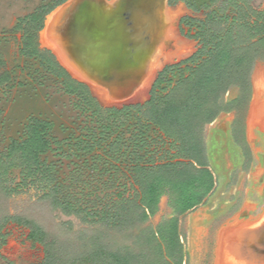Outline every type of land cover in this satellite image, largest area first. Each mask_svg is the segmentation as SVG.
I'll use <instances>...</instances> for the list:
<instances>
[{"label":"trees","instance_id":"obj_1","mask_svg":"<svg viewBox=\"0 0 264 264\" xmlns=\"http://www.w3.org/2000/svg\"><path fill=\"white\" fill-rule=\"evenodd\" d=\"M67 0H51L17 20L13 33L21 34L20 56L38 65L35 70L53 76L60 91L75 98L82 133L65 139L55 135L56 124L40 116L29 117L19 137L11 138L0 152V200L28 189L41 192L40 201L64 216L76 217L83 231L71 223L62 233H50L32 218L4 215L0 218V264L7 243L8 223L30 229L33 242L44 247L40 264H185L186 251L180 235V218L202 206L215 187L204 134L222 114L248 108L251 77L264 60V10H254L247 0H228L237 13L233 19L216 12L199 23L195 36L197 53L177 65L166 67L155 81L144 105L106 109L90 89L73 79L55 56L40 46L46 17ZM197 21L185 18L181 26ZM184 33V29L181 28ZM32 77L33 74L29 73ZM17 86L11 72L0 75V101ZM235 89L239 95L227 101ZM50 156L57 161L50 160ZM84 159L92 167L103 163L104 173L124 172L125 182L116 195L95 196L89 204L78 198L73 185L61 178L62 160ZM89 166V165H88ZM18 173V180L13 178ZM81 196L90 185L82 172H72ZM72 190V191H71ZM88 195V194H87ZM168 197L173 217L156 230L145 228ZM134 232L133 245L113 248L112 234Z\"/></svg>","mask_w":264,"mask_h":264},{"label":"rangeland","instance_id":"obj_2","mask_svg":"<svg viewBox=\"0 0 264 264\" xmlns=\"http://www.w3.org/2000/svg\"><path fill=\"white\" fill-rule=\"evenodd\" d=\"M72 1L74 0H67L55 8L46 17L44 29L40 32L41 48L50 51L62 67L64 66L56 54L51 49L44 47L41 39L49 18L58 9ZM115 1L108 0L109 3ZM247 1L254 10H264V0ZM50 2L51 0H0V75L4 71L11 72L17 83L24 84V86L14 88L0 101V152L8 145L11 138L20 136L24 125L31 116H40L53 121L56 124L55 135L59 139H65L70 134L78 136L84 128L85 118L80 117V113L75 107V98L60 91L53 76L36 73L38 65L20 56L21 34H15L12 31L19 18L31 14L41 5ZM167 5L168 9H182V14L176 22L178 43L176 50L173 45L171 47L173 50L162 59L161 67L157 70L154 81L166 67L180 64L197 53L200 43L189 36H195L200 22L206 21L213 12H216L219 17L227 15L231 19L237 15L230 7L228 0H168ZM185 18L195 20L197 23L181 26V21ZM181 28L184 29V33ZM159 45L160 42L157 46ZM185 48L188 50L185 52L186 54H182L181 52ZM119 63L121 62L118 61L116 64L119 65ZM64 68L73 79L82 82L90 89L92 96L103 108L122 109L127 105H103L94 95L88 83L75 78L66 67ZM261 68L264 69V60L257 63L252 78ZM29 73H32L33 76L31 77ZM154 81L148 87L146 99L141 103L145 104L150 99ZM238 95L239 90L235 89L227 96L226 100H235ZM256 98L255 85L254 88L252 85L248 108L241 113L243 118L240 122L238 136L236 125L239 112L230 113L235 118L230 129L225 128L226 130L222 131L223 129L213 127L214 123L205 129L204 142L209 165L213 171H217L221 180V189L219 193L217 191L212 193L202 206L179 219L181 240L186 251L185 264H217L222 233L237 223H258L264 216V132L258 127L251 128L249 126L250 114ZM50 160L57 161L58 159L50 156ZM73 162L78 167L69 160H62L59 165L62 181H65L68 186L73 185L74 193L88 204L95 200L96 195L99 197H104L106 194L116 195L122 190L120 186L125 182L123 171L118 173L111 169L110 173H104L101 170L104 167L103 163L96 165L97 170H95V166L92 167L90 162L85 165L82 158H74ZM76 168H82L90 185V189L85 191L86 196L79 195L81 190L79 185L72 182V172ZM13 178L18 180L17 172H14ZM41 195L42 193L36 189H28L20 195L1 199L0 218L7 214L14 217L32 218L40 222L50 233L56 234L62 233L65 229L62 226L67 223L72 224L74 231H83L89 228L76 217H67L60 211L52 210L49 204L40 201ZM252 202H260V207L256 209L252 206ZM217 210L226 211L228 215L226 218L229 220L221 221V215L214 217L213 213ZM172 217L173 211L169 206V199L163 197L158 213L144 227L156 230L162 222ZM4 232L7 235V243L2 250L5 264H40L44 260V247L31 240L28 227L17 223H8ZM134 232L136 231L112 234L111 245L113 248L133 245L136 237ZM229 244L226 245L229 246Z\"/></svg>","mask_w":264,"mask_h":264},{"label":"bare ground","instance_id":"obj_3","mask_svg":"<svg viewBox=\"0 0 264 264\" xmlns=\"http://www.w3.org/2000/svg\"><path fill=\"white\" fill-rule=\"evenodd\" d=\"M129 1H72L49 18L42 34V45L75 78L88 83L105 106L144 101L162 59L173 45L177 48L176 22L182 9H168L166 0H153L157 6L150 14L142 15L134 8V14H127ZM254 85L257 98L249 126L264 132L263 68L254 75ZM244 228L248 225L237 223L222 233L217 264H249L240 236ZM252 234L263 241L264 225Z\"/></svg>","mask_w":264,"mask_h":264},{"label":"water","instance_id":"obj_4","mask_svg":"<svg viewBox=\"0 0 264 264\" xmlns=\"http://www.w3.org/2000/svg\"><path fill=\"white\" fill-rule=\"evenodd\" d=\"M74 1H76V0H74ZM167 3H168V0L165 1V5L168 8ZM67 5H65V6H67ZM156 6H157V4L153 0L152 1L151 0H132V1H129L127 3V7H125V8L127 10V14H131V13L135 12V11H133V8H134V9L139 10L142 13V15H146V14H150L155 9ZM141 13H139V14H141ZM253 79L254 78H252V85L254 88ZM126 104H127L126 106H133V105H143L144 103H141V101H139V102H130V103H126ZM244 225H246V224H244ZM247 225H248V228H244L243 230H241L240 236L242 237L243 243L246 246L245 255L248 257V260H249L248 263L249 264H264V239H263V241H261V240L257 239L255 235L252 234L254 232H257L258 229L261 227V225L262 226L264 225V216L262 217V219L258 223L255 222L253 224H247ZM251 235H252V237H251ZM260 245H262L263 247Z\"/></svg>","mask_w":264,"mask_h":264},{"label":"crops","instance_id":"obj_5","mask_svg":"<svg viewBox=\"0 0 264 264\" xmlns=\"http://www.w3.org/2000/svg\"><path fill=\"white\" fill-rule=\"evenodd\" d=\"M251 83H252V77H251ZM235 118L234 117H232V115L231 114H222L215 122H214V125H212L213 127H216L217 129H223L222 131H225L226 129H230V126H231V124L233 123V120H234ZM246 124H247V122H246ZM219 125V126H218ZM223 126V127H222ZM219 127H222V128H219ZM226 128V129H225ZM241 166H243V164H241ZM211 169V168H210ZM212 170V169H211ZM213 171V170H212ZM213 173H214V175H215V187H214V189H213V191L211 192V194H210V196L212 195V193H214V192H216L217 191V193H219L220 192V187H221V180H220V178H219V175L217 174V171H213ZM217 175H218V177H217ZM219 178V179H218ZM219 185V186H218ZM209 196V197H210ZM208 197V198H209ZM207 198V199H208ZM205 203V202H204ZM252 204V206L253 207H255L256 209H258L259 207H260V202H252L251 203ZM214 214V217H216V216H222V217H220L221 218V221L222 220H226L227 218V214H226V211H219V210H217V211H215V213H213ZM227 220H229V219H227ZM221 234V233H220Z\"/></svg>","mask_w":264,"mask_h":264},{"label":"flooded vegetation","instance_id":"obj_6","mask_svg":"<svg viewBox=\"0 0 264 264\" xmlns=\"http://www.w3.org/2000/svg\"><path fill=\"white\" fill-rule=\"evenodd\" d=\"M257 66V65H256ZM256 68V67H255ZM251 85H252V83H251Z\"/></svg>","mask_w":264,"mask_h":264}]
</instances>
